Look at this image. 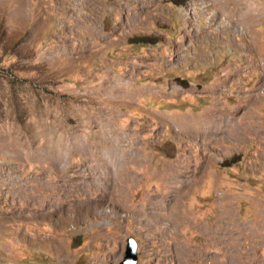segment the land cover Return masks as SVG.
Segmentation results:
<instances>
[{"label":"rangeland","instance_id":"rangeland-1","mask_svg":"<svg viewBox=\"0 0 264 264\" xmlns=\"http://www.w3.org/2000/svg\"><path fill=\"white\" fill-rule=\"evenodd\" d=\"M131 237L137 264H264V0H0V264Z\"/></svg>","mask_w":264,"mask_h":264},{"label":"water","instance_id":"water-1","mask_svg":"<svg viewBox=\"0 0 264 264\" xmlns=\"http://www.w3.org/2000/svg\"><path fill=\"white\" fill-rule=\"evenodd\" d=\"M137 249V241L132 237L129 238L125 252V258L122 260L121 264H137L139 260V253Z\"/></svg>","mask_w":264,"mask_h":264},{"label":"bare ground","instance_id":"bare-ground-1","mask_svg":"<svg viewBox=\"0 0 264 264\" xmlns=\"http://www.w3.org/2000/svg\"><path fill=\"white\" fill-rule=\"evenodd\" d=\"M244 9H245V8H244ZM106 137H108V139H111V140H112L114 136L111 134V132H108L107 135H106ZM121 139H122V138H121ZM122 140H123V139H122ZM124 140H125V139H124ZM117 141H118V140H117ZM120 141H121V140H120ZM120 145H121V144H120ZM63 147H64V146H63ZM60 148H61V147H60ZM121 148H123V147H121ZM57 149H58V148H57ZM131 149H132V148H131ZM61 150H62V148H61ZM116 150H119L118 147H116V146L114 147V146H113V149H111V151L109 152L110 155H108L109 161L117 160V159H116L117 157L114 158V156H117L118 153H119L118 151L116 152ZM120 150H121V149H120ZM125 152H126V153H125L126 156H127L129 159H132V158H133V156H132L133 154H132L129 150H125ZM132 152H133V151H132ZM62 155H63V154H62ZM106 156H107V155H106ZM131 156H132V157H131ZM53 157H54V156H53ZM119 157H120V156H119ZM127 157H126V158H127ZM108 158H107V159H108ZM128 158H127V159H128ZM107 159H106L107 163L105 162V164H107V166H109V167H112V164H111ZM122 159H123V158H122ZM120 161H121V160H120ZM117 162H118V161H117ZM57 163H58V162H57ZM113 164H114V163H113Z\"/></svg>","mask_w":264,"mask_h":264}]
</instances>
